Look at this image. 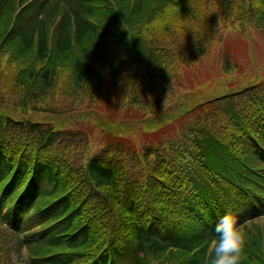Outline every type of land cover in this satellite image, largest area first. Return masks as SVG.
Here are the masks:
<instances>
[{"label":"trees","instance_id":"obj_1","mask_svg":"<svg viewBox=\"0 0 264 264\" xmlns=\"http://www.w3.org/2000/svg\"><path fill=\"white\" fill-rule=\"evenodd\" d=\"M234 28L264 41V0H0V264H209L225 215L264 264V62L141 151L47 106L162 98Z\"/></svg>","mask_w":264,"mask_h":264},{"label":"rangeland","instance_id":"obj_2","mask_svg":"<svg viewBox=\"0 0 264 264\" xmlns=\"http://www.w3.org/2000/svg\"><path fill=\"white\" fill-rule=\"evenodd\" d=\"M226 62L229 64L228 70H224ZM263 62L264 41L258 37L257 32L248 29L242 33L240 29L234 28L228 33L227 38L221 41L215 39L200 59L182 70L179 77L172 80L173 88L162 98L149 95L137 100L120 93L117 96L103 98L97 104H89L82 103V99L72 101L74 93L67 92L69 95H62L59 90L54 96L46 97L49 98L47 106L65 110L64 117L67 123L65 128L86 132L95 151L106 141L108 131L105 128L103 131L98 128L94 121L95 116L110 123L114 129H109L114 133L119 129L121 134L114 135L121 143H126L131 150L135 148L141 151L142 147L155 145L154 143L169 133L180 130L185 119L193 115L186 114V111H190L199 102L213 99V95L221 94L224 91L223 86L231 87L252 80ZM6 101L9 103V100ZM177 104L185 105L184 110L179 111L180 115L168 121H158V118L167 116L172 111L176 113ZM199 110L197 108L196 113Z\"/></svg>","mask_w":264,"mask_h":264},{"label":"clouds","instance_id":"obj_3","mask_svg":"<svg viewBox=\"0 0 264 264\" xmlns=\"http://www.w3.org/2000/svg\"><path fill=\"white\" fill-rule=\"evenodd\" d=\"M214 232L219 238L212 241L209 264H240L245 238L236 219L231 215L223 216ZM10 258L11 264H19V257L15 252L10 254Z\"/></svg>","mask_w":264,"mask_h":264}]
</instances>
